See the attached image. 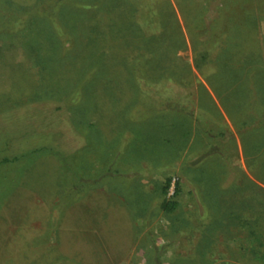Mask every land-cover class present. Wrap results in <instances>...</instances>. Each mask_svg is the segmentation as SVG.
<instances>
[{
    "label": "rangeland",
    "instance_id": "1",
    "mask_svg": "<svg viewBox=\"0 0 264 264\" xmlns=\"http://www.w3.org/2000/svg\"><path fill=\"white\" fill-rule=\"evenodd\" d=\"M0 264H264V0H0Z\"/></svg>",
    "mask_w": 264,
    "mask_h": 264
},
{
    "label": "trees",
    "instance_id": "2",
    "mask_svg": "<svg viewBox=\"0 0 264 264\" xmlns=\"http://www.w3.org/2000/svg\"><path fill=\"white\" fill-rule=\"evenodd\" d=\"M212 85H213V89L215 90L216 88H214V84H212ZM215 91H216V90H215ZM169 207H170V203L164 205V209H165V210H168Z\"/></svg>",
    "mask_w": 264,
    "mask_h": 264
},
{
    "label": "crops",
    "instance_id": "3",
    "mask_svg": "<svg viewBox=\"0 0 264 264\" xmlns=\"http://www.w3.org/2000/svg\"><path fill=\"white\" fill-rule=\"evenodd\" d=\"M95 235V234H94ZM97 235V234H96ZM102 251H103V249H101ZM102 251H100L99 253H98V255H99V259H101V252ZM76 260V259H75Z\"/></svg>",
    "mask_w": 264,
    "mask_h": 264
}]
</instances>
